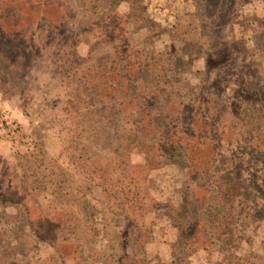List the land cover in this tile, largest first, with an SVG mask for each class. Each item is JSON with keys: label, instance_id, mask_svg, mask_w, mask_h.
Listing matches in <instances>:
<instances>
[{"label": "rangeland", "instance_id": "374dc122", "mask_svg": "<svg viewBox=\"0 0 264 264\" xmlns=\"http://www.w3.org/2000/svg\"><path fill=\"white\" fill-rule=\"evenodd\" d=\"M0 264H264V0H0Z\"/></svg>", "mask_w": 264, "mask_h": 264}]
</instances>
